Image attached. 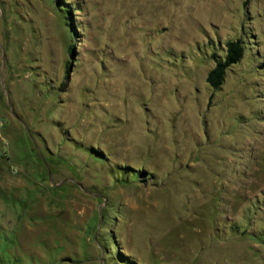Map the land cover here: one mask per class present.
I'll use <instances>...</instances> for the list:
<instances>
[{
  "label": "rangeland",
  "instance_id": "374dc122",
  "mask_svg": "<svg viewBox=\"0 0 264 264\" xmlns=\"http://www.w3.org/2000/svg\"><path fill=\"white\" fill-rule=\"evenodd\" d=\"M0 264H264V0H0Z\"/></svg>",
  "mask_w": 264,
  "mask_h": 264
},
{
  "label": "trees",
  "instance_id": "16d2710c",
  "mask_svg": "<svg viewBox=\"0 0 264 264\" xmlns=\"http://www.w3.org/2000/svg\"><path fill=\"white\" fill-rule=\"evenodd\" d=\"M244 47L241 39H230L225 43V53L223 56H215V64L206 74V82L212 88L220 87L225 79L227 69L239 62L243 56Z\"/></svg>",
  "mask_w": 264,
  "mask_h": 264
}]
</instances>
